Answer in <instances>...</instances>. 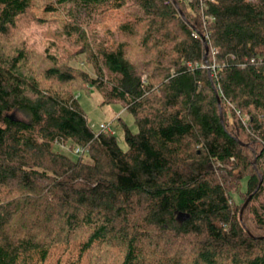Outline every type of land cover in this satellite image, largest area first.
I'll list each match as a JSON object with an SVG mask.
<instances>
[{"label":"trees","instance_id":"16d2710c","mask_svg":"<svg viewBox=\"0 0 264 264\" xmlns=\"http://www.w3.org/2000/svg\"><path fill=\"white\" fill-rule=\"evenodd\" d=\"M34 4L0 0V264H264V0H45L67 59L2 46ZM91 87L133 114L126 150Z\"/></svg>","mask_w":264,"mask_h":264},{"label":"rangeland","instance_id":"374dc122","mask_svg":"<svg viewBox=\"0 0 264 264\" xmlns=\"http://www.w3.org/2000/svg\"><path fill=\"white\" fill-rule=\"evenodd\" d=\"M44 2L45 0H35L33 8L22 17H19L17 26L11 32L10 37H3L1 40L2 46L16 47L18 39H21L24 43L25 50H32L40 54H43L44 52L53 53L59 56L60 59H67L74 56L81 49V45L78 43L79 38H77V36L70 38L59 35L63 34L62 27L64 26V21L68 19V16L64 11L54 14L45 13L43 11ZM87 27L89 33L90 29L96 30L97 28L93 23H89ZM71 63L74 65H81L91 74L94 72L92 67L85 63L83 54L77 55L75 60H71ZM104 95V93L96 91L93 87L89 90L82 89L78 93L79 102L85 110L93 130L96 133H99L102 130L100 125H107L108 127L105 130L108 132L112 131L117 137L121 147L126 150L128 145L124 137L123 125L126 124L132 131L137 132L138 126L135 122V118L132 113L124 108L121 102L114 101V99H111V102H104V100H106ZM221 110L223 114V107H221ZM11 114H14L15 117L18 118L29 119L28 115L24 112L15 111ZM75 146L76 145L72 141H68L64 146L57 145V148L73 159H78L79 155L73 150V147ZM84 159H90L87 153L84 154ZM246 200L239 199L237 201L239 203V215ZM244 210L241 219H243L244 216L252 217L250 210H247V208Z\"/></svg>","mask_w":264,"mask_h":264},{"label":"water","instance_id":"95a60500","mask_svg":"<svg viewBox=\"0 0 264 264\" xmlns=\"http://www.w3.org/2000/svg\"><path fill=\"white\" fill-rule=\"evenodd\" d=\"M206 49H207V51H208V49H209L208 46L206 47ZM215 92H216V95H217V97H218L219 104L221 105V99H220V96H219L218 90L215 89ZM220 114H221V120H222V123L224 124V119H223V114H222L221 107H220ZM11 117H12L13 119L16 118L14 114H11ZM236 139H237L241 144L248 145L247 143H244V142L240 141L238 138H236ZM250 199H251V196L248 197V199L246 200V202L244 203V205H243V207H242V209H241V213H240L241 218H242V215H243L244 209H245L246 206L248 205ZM187 216H188V215H185L184 213L180 212V213L178 214V219H179V220H182V219H183L182 217H187Z\"/></svg>","mask_w":264,"mask_h":264},{"label":"built area","instance_id":"2783aa9c","mask_svg":"<svg viewBox=\"0 0 264 264\" xmlns=\"http://www.w3.org/2000/svg\"><path fill=\"white\" fill-rule=\"evenodd\" d=\"M107 125H105V124H101L100 125V128L101 129H107ZM60 145H62V146H64L65 144L64 143H61ZM74 152L76 153V154H78V155H81V154H84L85 153V150L82 148V147H75L74 149Z\"/></svg>","mask_w":264,"mask_h":264}]
</instances>
